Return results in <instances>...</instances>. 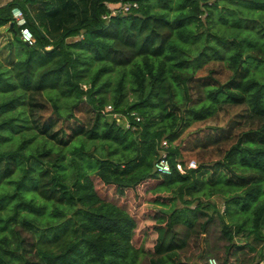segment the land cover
<instances>
[{"label":"trees","instance_id":"obj_1","mask_svg":"<svg viewBox=\"0 0 264 264\" xmlns=\"http://www.w3.org/2000/svg\"><path fill=\"white\" fill-rule=\"evenodd\" d=\"M28 1L39 0L0 4V26L19 5L36 36L26 43L14 23L18 57L0 61V264H206L195 257L212 253L216 223L227 241L223 264H236L232 250L245 248L256 251L249 264H261L264 0H160L161 8L155 0H64L84 14L55 39ZM119 1L138 5L104 17ZM214 19L225 29L213 31ZM108 99L139 111V127L105 115ZM223 104L247 111L224 127ZM27 105L68 119L90 105L93 116L58 144L35 129ZM187 135L196 165H184ZM164 138L169 173L155 168ZM145 187L172 204L141 210ZM143 231L155 233L150 249Z\"/></svg>","mask_w":264,"mask_h":264},{"label":"rangeland","instance_id":"obj_2","mask_svg":"<svg viewBox=\"0 0 264 264\" xmlns=\"http://www.w3.org/2000/svg\"><path fill=\"white\" fill-rule=\"evenodd\" d=\"M10 0H0V2L6 3ZM43 1H50L51 7H44ZM27 5H29L30 13L34 16H36V21L38 23H43L45 26L42 25V28L45 30L46 33H48L52 39H55L60 35L66 26H70L75 24L84 14V10L82 7H79V9H75V12L70 11L69 7L65 4L64 0H39L38 2H26ZM163 4L160 2V0H155L154 7L155 8H161ZM55 8V9H54ZM176 8V6H175ZM39 16H43L44 19L41 20ZM205 16V15H204ZM220 21L217 19H214L210 22V26L212 30L217 31L219 29H225V25L222 24V27L219 26ZM16 30L14 28V25L12 23H6L4 25L0 26V61L4 66L11 65V61L15 60L18 57L16 49L12 50L11 42L14 39V36L16 35ZM82 37V35L76 36V38ZM75 37H70L69 40H74ZM83 87L87 88L85 83H83ZM128 97L130 100H132L135 96V92L133 90L128 89ZM112 90H107V96L111 98ZM1 98V97H0ZM108 103H114L112 99L107 100ZM114 105V104H113ZM226 104H223L221 106V112L219 117V125H222L224 127H228L231 124L235 122L236 119L240 118L241 114L243 112L246 113V109L243 105H228L224 106ZM28 106V105H27ZM29 114L31 116V119L33 121V125L37 131H39L42 135L47 136L48 138L54 140L58 144H69L71 140H73L77 135L75 132L81 131L83 127L88 125L90 122L93 112L91 111L90 105L86 106H79L78 109L75 111V117L72 118H65L62 115H57L52 111V107H49V109L43 107V106H28ZM86 123V124H85ZM207 124H205L206 126ZM80 137V136H79ZM77 137V138H79ZM170 143V142H169ZM182 156L184 159V165L191 166L196 165L197 159H196V149L194 147L193 142L191 141L190 136H186L185 139L182 142ZM151 187H153L150 184ZM146 198L141 196L140 199L144 200L141 202V210L143 209H150V207H153L156 203L157 206L165 208L169 207L172 204V199L163 197V202L157 203L152 198H149V193L152 191L147 189V187L144 188ZM154 191V190H153ZM136 201L137 197L134 195ZM218 204L221 206V208H224L225 204H223V201L219 197H215ZM182 202L179 203L181 205ZM229 219V217H227ZM154 220V218H152ZM217 222H219V219L217 218ZM143 227V223H141ZM215 228L214 232L211 233V246H212V253L204 258V259H198L195 257V260L205 262L206 264H209L210 257H216L219 264H223L222 258L224 256V244L227 242L221 235H220V225L218 223L215 224L213 227ZM204 235H206L204 233ZM155 237V233L152 231L144 232L141 235L140 243H143L147 245V248L150 249L149 245L153 244V240ZM199 251V247L191 248L188 252L189 256L194 257V254ZM233 256L232 259H235L237 257L239 259L236 264H249L250 261L253 259L256 251L250 250L248 248H245L243 250H232ZM261 264H264V261L261 262Z\"/></svg>","mask_w":264,"mask_h":264},{"label":"built area","instance_id":"obj_3","mask_svg":"<svg viewBox=\"0 0 264 264\" xmlns=\"http://www.w3.org/2000/svg\"><path fill=\"white\" fill-rule=\"evenodd\" d=\"M0 4H4L3 2H0ZM111 9L108 14H105L104 17L108 18L111 15H116L120 12H126L131 9L132 6H137L138 2H130V1H119L115 3H109ZM12 22L16 23L18 27V35L22 40H24L26 43L32 45L36 42V36L31 29V27L28 25V17L23 9V7L19 5H15L12 8ZM50 46H48L49 48ZM101 111L105 114L110 116L112 119H116L117 122L123 123L126 127L137 129L139 127L140 121H142L143 116L139 111L136 110H129V111H121L115 108V106L112 103H107L104 107H102ZM169 140L167 138H164L160 144V150H161V156L160 158L155 162V168L159 172L163 173H169L172 170L171 161L168 154V146H169ZM181 167V163L178 164ZM209 264H219L216 257H210Z\"/></svg>","mask_w":264,"mask_h":264},{"label":"clouds","instance_id":"obj_4","mask_svg":"<svg viewBox=\"0 0 264 264\" xmlns=\"http://www.w3.org/2000/svg\"><path fill=\"white\" fill-rule=\"evenodd\" d=\"M13 23V22H12ZM14 24V23H13Z\"/></svg>","mask_w":264,"mask_h":264},{"label":"water","instance_id":"obj_5","mask_svg":"<svg viewBox=\"0 0 264 264\" xmlns=\"http://www.w3.org/2000/svg\"><path fill=\"white\" fill-rule=\"evenodd\" d=\"M13 24V23H12Z\"/></svg>","mask_w":264,"mask_h":264}]
</instances>
